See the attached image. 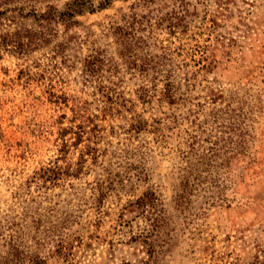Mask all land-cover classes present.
I'll use <instances>...</instances> for the list:
<instances>
[{
	"label": "rangeland",
	"instance_id": "obj_1",
	"mask_svg": "<svg viewBox=\"0 0 264 264\" xmlns=\"http://www.w3.org/2000/svg\"><path fill=\"white\" fill-rule=\"evenodd\" d=\"M76 18L23 49L0 28V264H258L264 0Z\"/></svg>",
	"mask_w": 264,
	"mask_h": 264
},
{
	"label": "trees",
	"instance_id": "obj_2",
	"mask_svg": "<svg viewBox=\"0 0 264 264\" xmlns=\"http://www.w3.org/2000/svg\"><path fill=\"white\" fill-rule=\"evenodd\" d=\"M46 1V2H45ZM45 2L44 7L38 10L37 3ZM111 0H98L97 5L93 0H70L59 9L49 0H0V28L13 24L17 30L11 34L13 46L23 49L25 47H36L47 41L57 32L59 25L70 28L78 23L77 15L85 12H94L96 9L107 7ZM132 19H135L133 15ZM125 24H118L117 30L122 34L126 28L132 29L129 18L124 15ZM26 19L31 22L26 23ZM124 29V30H123ZM130 33V32H129ZM147 195L137 199L138 206L147 202ZM4 264H13L6 258ZM258 264H264V259H258ZM31 264H43V261H33Z\"/></svg>",
	"mask_w": 264,
	"mask_h": 264
}]
</instances>
